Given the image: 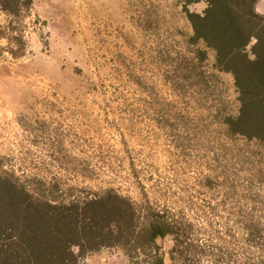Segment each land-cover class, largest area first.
Segmentation results:
<instances>
[{"label": "rangeland", "instance_id": "1", "mask_svg": "<svg viewBox=\"0 0 264 264\" xmlns=\"http://www.w3.org/2000/svg\"><path fill=\"white\" fill-rule=\"evenodd\" d=\"M26 24L24 57L0 49L4 169L58 199L146 197L193 224L204 264H264V147L226 134L233 78L195 59L182 0H34ZM157 243L172 264V237ZM78 264L132 262L109 248Z\"/></svg>", "mask_w": 264, "mask_h": 264}, {"label": "trees", "instance_id": "2", "mask_svg": "<svg viewBox=\"0 0 264 264\" xmlns=\"http://www.w3.org/2000/svg\"><path fill=\"white\" fill-rule=\"evenodd\" d=\"M204 1L202 12L187 6ZM258 0H182L192 28L191 45L202 64L230 74L237 92L236 116L222 122L229 137L264 147V15ZM34 0H0L1 51L12 58L27 53L26 19ZM203 78V73H200ZM4 169L0 157V264H78L103 249H119L132 264H164L158 239L171 236L172 264H204L203 245L193 224L160 209L146 197L135 202L107 187L63 199L36 191Z\"/></svg>", "mask_w": 264, "mask_h": 264}]
</instances>
